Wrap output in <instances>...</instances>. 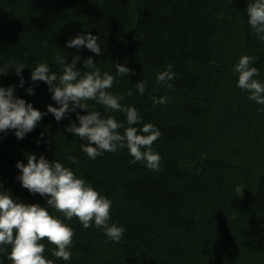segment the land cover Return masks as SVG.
I'll use <instances>...</instances> for the list:
<instances>
[{"label": "trees", "instance_id": "1", "mask_svg": "<svg viewBox=\"0 0 264 264\" xmlns=\"http://www.w3.org/2000/svg\"><path fill=\"white\" fill-rule=\"evenodd\" d=\"M246 8L247 0H0V63L29 66L16 95L41 111L55 103L48 85H33L30 77L42 61L58 72L56 54L69 63L80 55L81 68L92 56L112 72V63L126 62L133 74L112 91L161 130L154 142L162 158L158 171L130 163L126 149L89 160L80 139L65 132L74 112L59 122L43 116L23 139L11 130L0 133V182L15 197L46 203L17 180L16 163H26L28 152L65 162L66 155L79 156V165H71L77 175L113 201L111 222L126 227L123 238L106 242L101 231L84 229L74 217L68 221L75 233L68 264H264V111L237 87L231 71L249 54L264 81V41L248 26ZM88 31L102 41V55L67 47L70 38ZM167 64L177 73L171 89L155 85ZM142 79L148 91L139 95L135 82ZM0 82L19 85L15 68ZM29 85L34 95L27 93ZM152 95L170 99L153 105ZM43 242L48 258L66 264ZM0 261L11 264L6 253Z\"/></svg>", "mask_w": 264, "mask_h": 264}, {"label": "clouds", "instance_id": "2", "mask_svg": "<svg viewBox=\"0 0 264 264\" xmlns=\"http://www.w3.org/2000/svg\"><path fill=\"white\" fill-rule=\"evenodd\" d=\"M246 13L248 26L258 40L264 41V0H247ZM101 43L98 35L88 31L70 38L67 47L86 48L102 55ZM80 61V55L74 56L69 63L66 56L56 54L52 63L58 66V72L48 61L31 67L32 84L46 83L51 100L55 102L48 104L46 111L16 95V87H24L26 83L22 70L29 66L15 60L0 63V75H7L14 67L19 77V85L5 86L0 82V133L11 130L17 139H23L36 128L43 116L52 114L59 122L74 112L76 119L69 122L65 132L80 139V151L89 160L106 152L117 153L126 149L132 157L130 163L141 162L147 169L158 171L162 158L154 142L161 136L160 128L152 122L145 123L135 105L123 103L125 95L112 91L121 78L133 74L132 69L126 62H117L112 63L114 72L103 70L92 56L83 59L82 68L77 67ZM231 71L237 76V87L260 106L258 111H264V81L259 79L255 58L249 54L241 55ZM176 76L173 65L167 64L156 73L155 85L171 89ZM135 88L139 95H144L148 91L147 80L135 82ZM26 91L29 95L35 94L32 85ZM126 95L130 97L133 93L129 90ZM151 99L153 105H166L170 98L152 95ZM88 101L101 105L103 112L94 109ZM116 113H122L125 119L118 120ZM43 137L41 133L38 144L43 142ZM25 156L26 163L22 160L16 163L19 170L17 180L31 194L44 197L46 203H29L15 197L0 182V253H6L11 264H55L45 255V238L54 246L51 255L68 264L72 260L75 235L68 221L74 217L84 229L94 227L101 231L106 242H119L123 238L126 227L111 222L113 201L83 176L77 175L71 166L79 165V156L66 155L67 162L49 160L43 154L37 156L26 152Z\"/></svg>", "mask_w": 264, "mask_h": 264}]
</instances>
